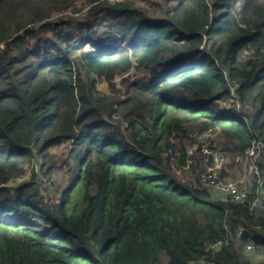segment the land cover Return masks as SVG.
Wrapping results in <instances>:
<instances>
[{
    "label": "trees",
    "instance_id": "16d2710c",
    "mask_svg": "<svg viewBox=\"0 0 264 264\" xmlns=\"http://www.w3.org/2000/svg\"><path fill=\"white\" fill-rule=\"evenodd\" d=\"M145 1L0 0V264H251L249 242L264 254V207L203 184L195 136L215 131L235 164L264 142V0ZM233 85L241 107L225 112ZM34 165L70 180H20Z\"/></svg>",
    "mask_w": 264,
    "mask_h": 264
},
{
    "label": "built area",
    "instance_id": "2783aa9c",
    "mask_svg": "<svg viewBox=\"0 0 264 264\" xmlns=\"http://www.w3.org/2000/svg\"><path fill=\"white\" fill-rule=\"evenodd\" d=\"M140 5L148 6L145 0H136ZM89 7L86 6L83 10L73 9L66 13H70L75 16H81L85 10ZM63 29H66L63 27ZM94 30L104 31L106 30L104 24H98ZM84 31L89 30L88 27L83 28ZM118 36L110 35L105 39V43H114ZM120 39L117 40L116 44H121ZM238 85H233L231 88V95L228 99L230 101L222 102V110L225 112H233L241 107V101L238 98L236 90ZM216 132L209 130L203 133H196V139L201 145V154L207 169L202 174L203 184L211 189L212 193L219 198H224L235 203H244L250 196L254 193L252 207H264V178L262 176L260 162L264 157V142L263 141H253L251 146L248 147L244 154V160H247L248 172L251 175V179L246 182L244 177L238 179H232L224 177V171H227L229 164L231 163V156L228 151L222 148L215 147V137ZM196 147H194L195 149ZM190 151H188L189 153ZM245 168H247L245 164ZM228 223L225 225L228 228ZM234 235L237 238H241L244 235V230L240 227L234 230ZM221 242L220 244H222ZM244 249L246 251H257L256 244L254 242H249L245 245ZM192 264H208L207 259L202 257L195 263Z\"/></svg>",
    "mask_w": 264,
    "mask_h": 264
},
{
    "label": "rangeland",
    "instance_id": "374dc122",
    "mask_svg": "<svg viewBox=\"0 0 264 264\" xmlns=\"http://www.w3.org/2000/svg\"><path fill=\"white\" fill-rule=\"evenodd\" d=\"M135 3L136 0H133ZM160 2H162V4H166L165 3V0H159ZM238 8H240V4H238ZM159 13V12H157ZM156 13V14H157ZM162 13V12H161ZM62 17H80V16H75V15H72L70 13H66V12H62L60 14H55L51 19H56V18H59V19H62ZM110 37V34L109 32H106V30L103 31V33L101 35H99V39L98 40H104L105 42V39H107V37ZM132 73H135V71H133ZM137 75H142V74H137ZM145 76V75H143ZM120 80L121 78L119 77L116 82H117V85L119 86L120 85ZM101 89L103 92H111V89L109 88L108 84L106 82H102L101 85H100ZM226 102L230 101V99H226L224 100ZM215 145L218 146L219 148H221V144L223 143L222 139H220L218 137V135L216 134V137H215ZM194 145H188V151L189 154H192V152L195 151ZM54 151L56 153H58V162H59V165L65 160V157H64V153L66 151V148H56L54 149ZM229 152V151H228ZM230 156H231V163L229 164L228 166V171H229V175L226 176L228 178H232V179H238V178H241V177H244V179L246 180V182L248 180L251 179V175L250 173L247 171L248 170V164H247V160H244L245 158H241V162H238L237 164L234 163V160H233V157L231 155V153L229 152ZM245 164L247 166V168H245ZM35 167L34 168H29L28 170V173L20 178V180H23V179H30V176L33 174L34 170L37 171L39 174H40V177H41V186L43 188L44 191H47V190H52L54 188H58V187H63V186H66V184H68L70 178H69V172L67 171L68 168H60L58 167L57 169H54L50 174L52 176V180L54 181V184L53 185H49L48 183V179H49V176L50 174L46 175L44 172L41 171L40 167L37 166V165H34ZM179 175L182 176V172L180 171L179 172ZM48 176V177H47ZM184 178H187L183 175ZM54 187V188H53ZM244 252H245V255H246V258L249 259L250 263L251 264H259L260 262L264 261V254H256L255 252H252V251H246L245 249H243Z\"/></svg>",
    "mask_w": 264,
    "mask_h": 264
}]
</instances>
